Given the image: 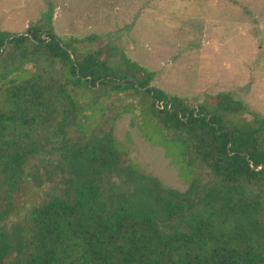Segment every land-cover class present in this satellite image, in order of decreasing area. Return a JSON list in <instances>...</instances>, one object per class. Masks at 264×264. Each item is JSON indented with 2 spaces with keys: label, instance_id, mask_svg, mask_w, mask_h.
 Masks as SVG:
<instances>
[{
  "label": "trees",
  "instance_id": "1",
  "mask_svg": "<svg viewBox=\"0 0 264 264\" xmlns=\"http://www.w3.org/2000/svg\"><path fill=\"white\" fill-rule=\"evenodd\" d=\"M40 19L44 30H0V264H264V117L233 92L190 105L111 45L79 50L84 38L54 31L51 6ZM128 89L182 142L185 190L141 170L111 127L78 125ZM29 180L41 194L27 206Z\"/></svg>",
  "mask_w": 264,
  "mask_h": 264
},
{
  "label": "rangeland",
  "instance_id": "2",
  "mask_svg": "<svg viewBox=\"0 0 264 264\" xmlns=\"http://www.w3.org/2000/svg\"><path fill=\"white\" fill-rule=\"evenodd\" d=\"M48 6L58 35L84 38L77 43L79 50L111 45L155 74L150 85L185 97L190 105L213 104L216 94L233 92L264 117V0H0V30H44L40 17ZM90 34L98 39H86ZM25 68V74L11 79L34 71L32 65ZM76 90L79 103L89 102L82 87ZM91 106L78 123L82 130L111 127L120 150L141 170L166 186L188 187L192 169L184 162L183 144L146 114L143 94L112 92ZM76 132L77 125L71 134ZM195 172L207 174L200 166ZM27 184L19 199L34 205L41 191L32 180Z\"/></svg>",
  "mask_w": 264,
  "mask_h": 264
},
{
  "label": "water",
  "instance_id": "3",
  "mask_svg": "<svg viewBox=\"0 0 264 264\" xmlns=\"http://www.w3.org/2000/svg\"><path fill=\"white\" fill-rule=\"evenodd\" d=\"M260 167H262V165Z\"/></svg>",
  "mask_w": 264,
  "mask_h": 264
}]
</instances>
